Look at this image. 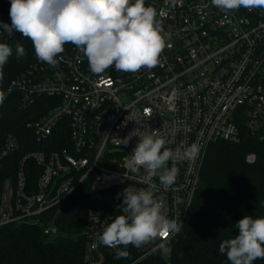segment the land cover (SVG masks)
Here are the masks:
<instances>
[{
  "label": "built area",
  "instance_id": "built-area-1",
  "mask_svg": "<svg viewBox=\"0 0 264 264\" xmlns=\"http://www.w3.org/2000/svg\"><path fill=\"white\" fill-rule=\"evenodd\" d=\"M145 6L156 10L165 36L156 67L132 73L112 66L94 74L83 53L69 43L55 67L35 56L3 94L17 91L20 108L42 96L49 101L47 111L27 124L43 148L22 157L15 186L8 179L4 182L0 225L32 223L54 236L60 230L53 216L42 220V214L81 191L86 205L84 264L104 261L108 247L100 244L99 235L117 215L127 214V187L151 191L180 231L198 190L209 144L238 143L251 136L264 145V10L224 13L211 0H145ZM4 23L11 24L9 15ZM12 35L0 29V43ZM136 129L158 130L165 148L173 150L195 142L200 153L191 162L170 160L167 167L175 163L179 174L165 187L159 180L162 169L157 174L143 167L130 170L140 139L131 135ZM58 143L61 147H49ZM18 146L17 137L7 134L0 157ZM255 158L254 152L246 155L247 162ZM26 159L41 168L31 195L24 191ZM35 199L38 204L31 210ZM178 232L136 247L139 258L161 244L170 249Z\"/></svg>",
  "mask_w": 264,
  "mask_h": 264
},
{
  "label": "trees",
  "instance_id": "trees-1",
  "mask_svg": "<svg viewBox=\"0 0 264 264\" xmlns=\"http://www.w3.org/2000/svg\"><path fill=\"white\" fill-rule=\"evenodd\" d=\"M10 3L11 0H0V21L8 17ZM1 43L9 45L12 54L0 74V152L9 133L17 137L19 146L0 157V201L5 180L15 186L22 157L43 148V141L36 140L27 124L47 111L49 101L42 96L28 107L20 108L17 91L2 96L11 79L32 60L35 51L32 42L20 32ZM18 45L25 48L24 57L18 58ZM56 144L49 147L62 145ZM249 152L256 154L254 162L246 161ZM23 169L24 191L31 195L36 190L35 180L41 168L32 159H26ZM200 175L207 188L197 190L185 222L172 241L169 256L163 257V249L159 248L139 258L136 247L121 245L119 250L127 252L126 257L118 259L117 249L108 248L101 264H231L226 255L219 252V245L239 235L236 224L240 219L264 217V145L251 136L238 143L211 142ZM80 193L59 201L42 214V220H47V215L53 216L60 230L54 236L44 234L40 225L32 223L0 225V264H84L86 205ZM253 264H264V259H257Z\"/></svg>",
  "mask_w": 264,
  "mask_h": 264
},
{
  "label": "clouds",
  "instance_id": "clouds-1",
  "mask_svg": "<svg viewBox=\"0 0 264 264\" xmlns=\"http://www.w3.org/2000/svg\"><path fill=\"white\" fill-rule=\"evenodd\" d=\"M224 13L245 8L264 10V0H211ZM9 16L11 24L0 21V29L12 35L22 33L34 47L39 61L55 67L57 57L65 51V44L75 45L87 58L90 71L101 74L114 66L123 72H138L152 69L159 63L165 48V36L157 21L156 10L145 6V0H11ZM17 56L26 55L22 45L17 46ZM12 49L0 43V74L8 62ZM139 143L131 155L130 170L145 168L157 174L165 187L176 181L179 169L172 161H194L199 153L197 143L175 150L165 148L166 140L158 130L140 131ZM126 145L128 138L123 140ZM163 149V151H162ZM123 206L126 215H117L99 235L100 244L117 249L116 257L127 256L119 246L141 247L158 237H167L179 231L175 220L163 214L164 203L154 199L148 190L124 189ZM239 235L224 240L219 252L225 254L231 264H253L264 259V217L253 219L245 216L236 224ZM164 252L170 249L165 244Z\"/></svg>",
  "mask_w": 264,
  "mask_h": 264
},
{
  "label": "water",
  "instance_id": "water-1",
  "mask_svg": "<svg viewBox=\"0 0 264 264\" xmlns=\"http://www.w3.org/2000/svg\"><path fill=\"white\" fill-rule=\"evenodd\" d=\"M197 186H198V189L204 190L207 188V183L202 178H199L197 181ZM37 204H38V201L35 199L33 202V205L30 207L31 210H33L37 206Z\"/></svg>",
  "mask_w": 264,
  "mask_h": 264
},
{
  "label": "rangeland",
  "instance_id": "rangeland-1",
  "mask_svg": "<svg viewBox=\"0 0 264 264\" xmlns=\"http://www.w3.org/2000/svg\"><path fill=\"white\" fill-rule=\"evenodd\" d=\"M34 57H35V55H33V57H32L31 59L33 60ZM7 86H8V85H7ZM6 89H7V88H6ZM6 89H5V90H6ZM5 90H4V92H5ZM4 92L2 93V96H3ZM19 101H20V98H19ZM19 101H18V102H19ZM249 153H250V152H249ZM247 154H248V153H247ZM247 154H246V155H247ZM162 255H163V257H167V253L164 252V251H162Z\"/></svg>",
  "mask_w": 264,
  "mask_h": 264
}]
</instances>
